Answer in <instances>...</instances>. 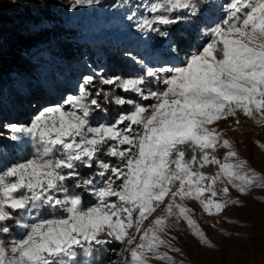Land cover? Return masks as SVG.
<instances>
[{
  "label": "snow or ice",
  "instance_id": "6c2138e0",
  "mask_svg": "<svg viewBox=\"0 0 264 264\" xmlns=\"http://www.w3.org/2000/svg\"><path fill=\"white\" fill-rule=\"evenodd\" d=\"M94 4L100 0H72L70 8ZM138 7L151 15L131 11L126 19L144 36L169 38L167 29L210 7L217 15L183 61L180 37L169 41L176 64L133 57L138 74L84 75L77 94L27 123L0 124L29 150L0 168V264H184L171 234L181 221L202 247H215L186 201L215 217L243 207L232 190L264 189V174L218 128L229 118L239 125L241 115L264 126V0ZM109 251L119 259H100Z\"/></svg>",
  "mask_w": 264,
  "mask_h": 264
},
{
  "label": "rangeland",
  "instance_id": "374dc122",
  "mask_svg": "<svg viewBox=\"0 0 264 264\" xmlns=\"http://www.w3.org/2000/svg\"><path fill=\"white\" fill-rule=\"evenodd\" d=\"M50 2L53 18L27 20L28 28L38 30L53 25L54 31L49 33L47 40L41 41V45L56 41L57 38L68 37L78 44L80 53L75 54L72 59L59 55L50 59L44 52L31 54L40 68V72L30 78L36 86L35 97L22 102L18 109L10 108L8 117H0V124L27 123L39 109L52 106L69 94H77L83 76L95 75L102 66V62L97 59V52L89 50L91 47L100 50L101 47H105L124 55L130 53L131 55L125 56L132 59L135 57L136 60L142 58L150 64H161L165 61L178 63L177 60L172 59L177 53L169 55L168 52L169 41L173 40L171 35L169 38L160 37L155 33L144 36L135 29L132 22L126 19L131 11H137L138 15H151L145 12L144 7L138 6H147L153 0H127V4H124L123 0H100L98 5L78 6L76 9L70 8L72 0ZM214 2L223 3L224 0H214ZM114 4L119 6L114 8L112 7ZM0 6L19 8L22 3L21 0H0ZM216 15L215 8L205 9L204 17L208 26L216 19ZM202 22L200 19L197 22L199 39L196 47L205 42L200 35V30L205 27ZM195 50L193 47L186 49V55ZM183 59L184 57L178 55L179 61ZM139 71L140 65L137 63L128 74L120 73L119 76L127 78L138 74ZM238 118L239 125H236L234 119L229 118L220 121L218 128L224 132V138L232 142L240 156L248 161L249 166L264 174V153L259 151L260 142L255 140L257 136L260 137L258 139L264 140V126L256 125L242 115ZM0 131L4 132V136L0 137V144L7 152L11 147L19 148L7 162H0V168L28 157L29 150L21 152L18 143L8 139L11 134L7 129ZM231 194L233 198L240 199L243 207L229 206L219 216L211 217L210 224L204 219L197 202H185L193 209V218L215 247L213 249L202 247L181 221L179 225L173 226L171 232L176 237V247L183 253L175 256L177 260H182L184 264H264V202L260 199L264 198V189H254L247 196H240L234 190ZM222 231L228 235L222 234ZM149 264H160V262L151 260Z\"/></svg>",
  "mask_w": 264,
  "mask_h": 264
},
{
  "label": "trees",
  "instance_id": "16d2710c",
  "mask_svg": "<svg viewBox=\"0 0 264 264\" xmlns=\"http://www.w3.org/2000/svg\"><path fill=\"white\" fill-rule=\"evenodd\" d=\"M50 1L21 0L22 6L19 8L0 6V117H8L10 108L18 109L22 102H27L35 97L36 86L31 82L30 78L37 75L40 72V68L31 57V54L44 52L50 59H53L56 55L72 59L75 54L80 53L78 44H75L68 37L57 38L56 41L48 42L44 46L41 45V41L47 40L49 33L54 31L53 25L45 26L38 30H30L28 28L27 20L36 21L41 17L53 18L54 14L50 9ZM204 11L197 19L188 23H179L168 29L173 41L183 37L179 43L181 50L178 53L181 58L185 57L186 49L190 47L198 48L196 47L199 39L197 22L200 19L203 21V26L206 25ZM89 50L97 52V59L102 62V66L99 67L100 70L97 73H102L104 76L119 75L120 73L128 74L137 66V62L129 56L105 47H101V50L91 47ZM123 95L128 96L129 94ZM109 108L112 114L117 111L115 106H109ZM258 138L260 137L257 136L256 142L264 144V140ZM10 149L7 152L5 147L0 144V162H7L8 158L14 156L19 148L11 147ZM27 150L24 149L21 152H26ZM259 151L264 153V150L260 148ZM82 171L85 175L90 174L87 169H82ZM85 203H92L91 198L85 196ZM203 215L206 222L210 224L211 217L205 213ZM112 247L119 250L120 246L113 245ZM116 257L115 253L111 251L100 255V259L105 262Z\"/></svg>",
  "mask_w": 264,
  "mask_h": 264
}]
</instances>
